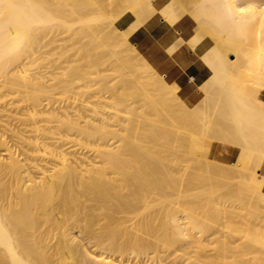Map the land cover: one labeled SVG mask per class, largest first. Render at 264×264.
Returning a JSON list of instances; mask_svg holds the SVG:
<instances>
[{
    "label": "bare ground",
    "instance_id": "1",
    "mask_svg": "<svg viewBox=\"0 0 264 264\" xmlns=\"http://www.w3.org/2000/svg\"><path fill=\"white\" fill-rule=\"evenodd\" d=\"M154 16L170 54L211 41L200 73L171 80L137 50L131 34ZM62 30L49 71L33 72ZM45 74L64 90L88 79L97 116L49 127L32 105L52 100ZM258 89L264 0H0V264H182L181 248L186 264H228L240 245L264 257ZM243 192L246 222L227 210Z\"/></svg>",
    "mask_w": 264,
    "mask_h": 264
},
{
    "label": "rangeland",
    "instance_id": "2",
    "mask_svg": "<svg viewBox=\"0 0 264 264\" xmlns=\"http://www.w3.org/2000/svg\"><path fill=\"white\" fill-rule=\"evenodd\" d=\"M120 9H122V6L118 8L116 7L114 8V6H111V8L109 7V9H107L109 17L117 14L120 11ZM69 35L70 33L68 32H65L63 30L60 31L57 37L59 41L50 43L41 49V51L48 53V54H53V55L52 56L45 55L44 56L45 59L42 61V64L40 66L37 64H33L30 67V69L33 70V72L40 71L42 72V74L44 71H49V66L52 63V59L57 58V54L59 52V49L57 48V46L62 44L60 39L66 38ZM61 66H66V64H61ZM35 69H38V70H35ZM121 71H123V68H121ZM55 72L60 75L62 73V70H56ZM112 73L117 74L116 71L114 72L112 71ZM108 74L110 73L108 72ZM65 79L67 78L65 77ZM43 80L45 82V85H48L50 87L48 95L51 96L52 100L49 101L48 99H46V97L40 96L39 102L38 103L33 102L32 105L38 111H41V114L39 116H46V119L49 120V123H47L49 127H55L57 125L55 121L48 118L49 116H71V118L75 119L78 116L76 112L78 110L82 112L83 116H88V117L97 116V115H93L90 113V104L94 103L96 101V98L93 97V88L87 87L90 84L88 79L75 80L74 82H72L73 83L72 86L67 88L66 90H64L63 88H59L58 85H56V82L54 80H51V77L48 74L44 75ZM135 90L137 89H134L133 91ZM257 95L262 96V92L260 89L257 90ZM101 101L103 102V104H105V106H102L103 112H108V111L113 112L112 109H109L110 108V106L108 105L110 102L109 100L102 99ZM78 120L81 122L84 121L83 119H80V118ZM153 120H155V118ZM89 155L90 157L93 158V155L88 152L87 157H89ZM198 171L200 172V169ZM229 182L231 183L232 187L237 190L238 179H232ZM239 197H240L239 200L233 202V207L227 208V210L238 212V214L240 213V216L242 214L243 219L240 217V218H237L236 220L239 219L243 221L245 217L244 222H246L247 219L248 220L252 219L254 216V211H253L254 209H252L253 207L249 205L245 206L244 204L245 202H252L253 201L252 196L249 195L248 193L243 192L239 195ZM239 201L242 202V204ZM237 243L241 244V243H245V241L239 240ZM245 247L243 248L242 245H240V246H236L235 248H233L230 251V253L227 254V255L232 256L231 259L226 260L227 263L229 264V262H231L233 259L234 263L236 261V264H264V257L263 255L259 254L260 252L259 248L253 247V249L252 248L246 249ZM205 249L208 250L210 253L212 251H215V246L210 245V246H207ZM257 249L258 251H256ZM175 254L178 255V259H177L178 262L182 264H186V261L184 260L186 259L187 256H184L183 258H179L181 257L180 255L183 254L182 248L181 250H177ZM202 260L206 262L209 259L203 258Z\"/></svg>",
    "mask_w": 264,
    "mask_h": 264
},
{
    "label": "crops",
    "instance_id": "3",
    "mask_svg": "<svg viewBox=\"0 0 264 264\" xmlns=\"http://www.w3.org/2000/svg\"><path fill=\"white\" fill-rule=\"evenodd\" d=\"M192 22L190 17H186L175 24L173 28L171 27L170 30H175L183 34L192 26ZM158 23L161 22L158 21ZM148 25L135 30V32L131 34V40L137 50L153 62L154 66L156 60V66L159 72L166 73L171 80L178 79L189 68L194 73L198 74L201 72L203 65L199 56L203 50L211 44V41L207 40L203 42V44L196 48L194 53H191L187 48L184 49V46H182L183 49L180 47L170 54L165 48L167 43L159 44L155 36V16ZM262 97L264 98V92L262 93Z\"/></svg>",
    "mask_w": 264,
    "mask_h": 264
}]
</instances>
